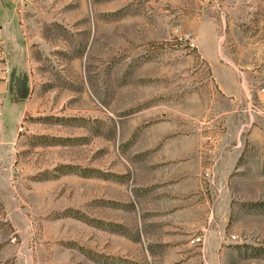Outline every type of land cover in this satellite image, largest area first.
<instances>
[{
    "label": "rangeland",
    "instance_id": "rangeland-1",
    "mask_svg": "<svg viewBox=\"0 0 264 264\" xmlns=\"http://www.w3.org/2000/svg\"><path fill=\"white\" fill-rule=\"evenodd\" d=\"M0 264H264V0H0Z\"/></svg>",
    "mask_w": 264,
    "mask_h": 264
}]
</instances>
